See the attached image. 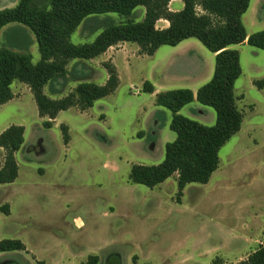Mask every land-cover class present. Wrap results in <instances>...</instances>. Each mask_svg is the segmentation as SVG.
I'll return each mask as SVG.
<instances>
[{"label":"rangeland","instance_id":"rangeland-1","mask_svg":"<svg viewBox=\"0 0 264 264\" xmlns=\"http://www.w3.org/2000/svg\"><path fill=\"white\" fill-rule=\"evenodd\" d=\"M17 3L0 0V10ZM251 3L243 23L253 34L264 30V0ZM182 6V1L169 5L172 11ZM144 17L145 9L139 7L131 19L142 22ZM95 20L126 21L117 14L89 17L71 42H94L103 30L92 23ZM165 26L164 21L158 24V28ZM9 28L0 32V47L11 48ZM28 32L29 53L37 64L38 44ZM183 43L179 48L161 47L153 58L139 57L137 49L127 47L128 60L121 65L116 92L96 101L86 113L77 108L60 113L51 129L43 126L30 88L15 82L12 91L20 104L0 109V131L7 124H22L25 144L17 154L20 179L13 187L0 185V207L14 204L11 215L0 211V242L20 240L29 253H2L0 264H81L91 255L99 256V264H117L115 255L118 264H133L134 256L139 264H219L221 257L236 258L247 249L240 239L230 238L231 229L257 244L264 242V89L251 81L264 78V50L234 46L241 56L242 75L235 94L244 121L240 132L220 150L219 169L208 184L187 185L178 199L175 177L153 189L130 181L133 165L161 164L166 145L176 140L169 110L163 108L151 118L155 98L144 93V83L160 91L196 90L213 77L214 54L197 39ZM183 57L187 60L182 62ZM82 62L92 70L74 71L72 66L70 75L55 83L57 89L48 86L45 94L58 100L80 83L106 84L105 67ZM179 114L205 126L216 124L214 109L197 101ZM63 124L69 128L68 145L60 128ZM3 155L0 151V162ZM17 185L23 188L16 193Z\"/></svg>","mask_w":264,"mask_h":264},{"label":"trees","instance_id":"trees-1","mask_svg":"<svg viewBox=\"0 0 264 264\" xmlns=\"http://www.w3.org/2000/svg\"><path fill=\"white\" fill-rule=\"evenodd\" d=\"M173 0H18L13 8L0 10V32L9 28V46L0 47V106L14 99L12 85H27L36 101L41 118L47 128L64 111L77 108L84 112L100 99L116 92L120 77L116 67L105 63L108 73L105 85L80 83L66 97L51 99L45 94L46 87L53 90L58 81L70 75L69 65L75 60H92L120 43H133L142 56L152 57L164 46L177 47L189 39H197L215 55L212 79L199 88L197 94L191 89H176L156 95V105L172 113L170 129L176 140L166 145L164 161L159 165H133L130 181L151 189L171 177H177L178 199L187 185H206L220 166V150L240 132L244 115L237 106L235 87L242 75L241 56L234 46L247 41L251 47L264 50V30L248 35L243 17L252 0H181L183 9L172 11ZM143 7L142 22L131 19L134 11ZM117 14L125 18L119 24L95 20L103 27L102 32L90 44L75 45L71 37L82 22L92 16ZM166 20L169 27L160 29L157 22ZM13 25V26H11ZM28 30L35 36L40 61L33 63L29 53L32 40ZM79 63L74 65V71ZM254 86L264 89V78L255 80ZM144 93L153 94L155 88L145 82ZM195 100L216 112V124L205 126L179 114ZM162 113V112H158ZM64 141H69L68 128L61 126ZM25 128L12 125L0 134V148L4 151L0 163V185L14 183L19 175L16 160L25 142ZM9 215V206L1 207ZM27 251L20 240H3L0 253ZM117 264L119 263V256ZM138 264V256L133 257ZM100 258L91 255L81 264H99ZM237 264H264V243L247 258Z\"/></svg>","mask_w":264,"mask_h":264},{"label":"crops","instance_id":"crops-1","mask_svg":"<svg viewBox=\"0 0 264 264\" xmlns=\"http://www.w3.org/2000/svg\"><path fill=\"white\" fill-rule=\"evenodd\" d=\"M17 1V0H16ZM180 2L181 0H173L171 3H173V2ZM252 2V1H251ZM18 4V3H17ZM252 4V3H251ZM182 8H183V6H182ZM179 10H181V9H179ZM178 10V11H179ZM245 16V15H244ZM161 21H164V22H166L167 24H168V26H165V27H163V28H160V29H165V28H168L169 27V22L168 21H166V20H160V21H158L157 22V27H158V24L161 22ZM248 32V31H247ZM248 35H251V33H249L248 32ZM187 41V40H186ZM185 42V41H184ZM184 43L182 42L180 45H178L177 47H175V48H179V47H181V45H183ZM246 45H248L247 44V41L245 42V43H243V44H240V45H238V46H236V48L237 47H245ZM127 47H130V49H137V51H138V55L137 56H139V57H148V56H142V55H140L139 54V47H135V46H132L131 45V43H120V44H118V45H116V46H114V47H111L107 52H105L104 54H102V55H100L99 57H97V58H95V59H92V60H86V61H88L91 65H93V64H95L96 66L98 65V66H101V67H104L103 66V64L104 63H106V62H111L115 67H116V69H117V71H118V74H119V76H120V68H121V65L122 64H126V62H127V60H128V55H127V53L126 52H124V49H126ZM155 56V55H154ZM154 56H152L151 58H153ZM214 57H215V55H214ZM185 60H187L186 59V57H183V59H182V62L183 61H185ZM99 62L101 63V65H99ZM77 63H79V67L77 68V70H79V69H91L92 70V68L89 66V65H87V64H85V63H83L82 62V60H75V61H73L70 65H69V67H68V70L70 71V69H71V67L72 66H74L75 64H77ZM97 63V64H96ZM170 63H171V66L170 67H173L175 64L173 63V62H171L170 61ZM170 63H169V65H170ZM168 65V66H169ZM94 70V69H93ZM210 76H211V74H210ZM167 78H171V77H167ZM106 80H108V77L106 78ZM177 82V80H176V78H175V80L173 81V82ZM251 81H252V83L254 82V80H253V78L251 79ZM207 82V81H206ZM13 85H15V82L13 83ZM12 85V86H13ZM254 85V84H253ZM154 86V88H155V93H153V94H150L153 98H155V104H154V106H153V110H152V115H151V118H152V116H153V113H154V115L157 113V112H162L163 110V108L162 107H158L157 105H156V95L158 94V93H161V92H166V91H168V90H163V91H160V89H158L157 87H156V85H153ZM201 86H199L196 90H195V88L193 89V87L191 88V87H189V89H191L192 91H193V93L195 94V96H196V94H197V91L199 90V88H200ZM13 94H14V99H12L10 102H8V103H6L5 105H2V106H0V109H2L3 107H6L7 105H9L10 103H14V102H16L17 103V105H19L20 104V101H18L17 100V97H16V94H15V92H14V90H13ZM237 98V97H236ZM195 101H197V100H195ZM195 101L193 102V103H195ZM187 107V106H186ZM186 107H184L182 110H181V112L186 108ZM72 109V108H71ZM80 111V110H79ZM88 111V110H87ZM87 111H84V112H82V111H80V112H82V113H86ZM65 112V111H64ZM202 112V111H201ZM62 113V112H61ZM59 116V115H58ZM58 116H57V118H58ZM39 117H40V115H39ZM56 118V119H57ZM104 117L102 116V119H103ZM40 119H41V121L43 122V126L44 127H46L45 125H44V123L46 122V121H48V119L47 118H41L40 117ZM56 119L55 120H53V121H51L52 122V126L50 127V128H48V129H51L53 126H54V124L56 123ZM155 124H156V126H159V122H155ZM64 125V124H63ZM10 126H12V124H7L6 126H4L2 129H1V131H0V133H2V132H4L7 128H9ZM20 126H23L22 124L20 125ZM62 126V125H61ZM66 126V125H65ZM67 127V126H66ZM25 128V133H26V127H24ZM47 128V127H46ZM61 128V127H60ZM68 128V127H67ZM62 131V130H61ZM63 134V133H62ZM68 135H69V128H68ZM140 135H142L141 133H140ZM25 136V135H24ZM142 136H144V134L142 135ZM64 137V136H63ZM69 142H70V135H69V141H68V143L66 144L65 143V141H64V143H65V145H68L69 144ZM24 144H25V142H24ZM24 146V145H23ZM0 151L4 154V151H3V149H1L0 148ZM17 154L18 153H16V160H17ZM3 158H4V155H3ZM1 164H3V162H0ZM18 163V162H17ZM176 179H177V177L176 176H174ZM18 179H20V168H19V175H18V178H17V180ZM16 180V181H17ZM15 181V182H16ZM15 182L14 183H11V184H4V185H12V187H13V185H15ZM190 185V184H189ZM11 187V186H10ZM20 187L21 188H23V185H17V187L16 188H14V190H15V192L17 193L19 190L21 191V189H20ZM34 189H35V186H32L31 187V191L33 190L34 191ZM23 192H25V190L23 189ZM25 193H27V190H26V192ZM11 198V197H10ZM15 204H16V201H13ZM6 205H8L9 206V211H10V213H9V215H11L12 214V212H13V203L12 202H10V204H6ZM5 206V205H4ZM2 207V206H1ZM1 207H0V211H1ZM8 215V216H9ZM80 222V221H79ZM81 223V222H80ZM228 234H229V236H230V238H232V239H240V241H242L243 243H245V245H246V247H247V249H245V251H244V253L243 254H241V255H238V257H236V258H234L233 256H227L226 258H228V259H226V260H224V258H220L221 260H222V262L223 263H219V264H226L227 262H229V264H231V263H234V264H237V263H239L240 261H242V260H244L245 258H247L248 256H249V254H251L252 252H254L260 245H262L264 242H261L260 244H257V241H255L253 238H248V237H245V238H243L242 236L243 235H239V233L236 231V230H234V229H231V230H229V232H228ZM253 245H257L258 247L254 250V251H247V250H249L250 248H251V246H253ZM230 251H232V249L230 250ZM15 252H17V251H15ZM22 252H28V251H22ZM8 253V252H7ZM29 253V252H28ZM0 254H2V253H0ZM89 255H91V254H89ZM69 256H70V254H69ZM229 258H234V260H231V259H229ZM65 259V258H64ZM38 260V259H37ZM63 260V259H62ZM40 261V260H39ZM180 264H189V262H183V261H180L179 262ZM213 263V262H212ZM211 263V264H212ZM80 264V263H79ZM139 264V263H138ZM147 264H150V263H147ZM194 264H201L200 262H196V263H194Z\"/></svg>","mask_w":264,"mask_h":264}]
</instances>
